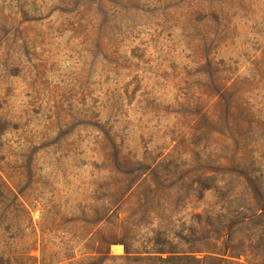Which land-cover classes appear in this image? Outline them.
Wrapping results in <instances>:
<instances>
[{
  "label": "rangeland",
  "instance_id": "obj_1",
  "mask_svg": "<svg viewBox=\"0 0 264 264\" xmlns=\"http://www.w3.org/2000/svg\"><path fill=\"white\" fill-rule=\"evenodd\" d=\"M256 208L264 0H0V264H264Z\"/></svg>",
  "mask_w": 264,
  "mask_h": 264
},
{
  "label": "trees",
  "instance_id": "obj_2",
  "mask_svg": "<svg viewBox=\"0 0 264 264\" xmlns=\"http://www.w3.org/2000/svg\"><path fill=\"white\" fill-rule=\"evenodd\" d=\"M252 217H263L264 208L259 212V208L254 209ZM250 219V218H249ZM99 246L93 251L90 258L95 259L97 264H241L232 257L241 256V251L231 249L226 243V247H208L197 251H131L126 247L122 255H112L109 247ZM30 252V251H29ZM33 257L29 255L28 264H37L29 262ZM5 258L0 257V263L7 262ZM23 264V263H22Z\"/></svg>",
  "mask_w": 264,
  "mask_h": 264
}]
</instances>
